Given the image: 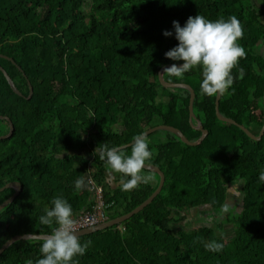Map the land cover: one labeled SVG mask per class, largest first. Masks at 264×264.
<instances>
[{
    "label": "trees",
    "instance_id": "1",
    "mask_svg": "<svg viewBox=\"0 0 264 264\" xmlns=\"http://www.w3.org/2000/svg\"><path fill=\"white\" fill-rule=\"evenodd\" d=\"M264 4L256 0H0V116L14 131L0 140V188L18 182L22 191L0 212V248L19 235H49L56 225L40 216L62 195L74 216L90 211L101 188L106 221L123 216L157 188L159 175L132 190L122 188L97 146L120 147L148 129L168 125L194 142L201 132L188 123L189 92L165 88L159 69L174 61L164 53L178 42L162 32L189 16L209 19L235 15L244 28L239 43L247 55L232 71L236 77L220 96L219 113L258 136L264 123ZM243 76H239L240 69ZM163 79L184 83L195 92L193 112L208 134L197 146L170 132L147 136L153 150L148 165L164 174L160 193L142 211L105 230L80 236L91 240L77 264H264V133L259 140L220 121L215 96L200 90L201 71L183 77L167 70ZM30 83L33 93L30 99ZM5 125V128L4 126ZM9 124L0 120V136ZM131 147L121 149L131 153ZM111 173V180L108 175ZM84 178L78 190L74 181ZM231 184H239L241 209L224 213ZM15 190L0 192V204ZM208 209L216 223L174 231L191 210ZM225 223L236 231L217 234ZM223 243L219 252L206 249ZM43 240H19L0 255V264H27L41 255Z\"/></svg>",
    "mask_w": 264,
    "mask_h": 264
},
{
    "label": "clouds",
    "instance_id": "2",
    "mask_svg": "<svg viewBox=\"0 0 264 264\" xmlns=\"http://www.w3.org/2000/svg\"><path fill=\"white\" fill-rule=\"evenodd\" d=\"M264 0H256V4ZM165 37H173L178 42L164 53L165 57L174 63L165 66L176 77H183L193 69L201 71L200 90L203 95L215 96L225 94L233 85L235 76L233 69L239 60L247 55L245 48L239 43L244 35V28L235 16L220 17L216 20L197 14L189 16L183 26L177 20L172 21V29L163 30ZM241 68L239 76H243ZM99 154L114 173L121 174V184L124 190H132L152 179L145 175L143 169L151 162L153 150L150 141L144 133L133 138L131 153L126 154L119 148L107 144L97 146L94 150ZM259 179L264 181V172ZM76 189L85 187L84 178L74 181ZM227 211V207L224 209ZM44 225H56L51 233L40 244V257L27 264H77L76 257L83 255L92 241H81L76 234L74 211L71 203L62 195L53 197L51 206L44 209L40 216ZM223 243L210 241L206 249L219 252Z\"/></svg>",
    "mask_w": 264,
    "mask_h": 264
},
{
    "label": "water",
    "instance_id": "3",
    "mask_svg": "<svg viewBox=\"0 0 264 264\" xmlns=\"http://www.w3.org/2000/svg\"><path fill=\"white\" fill-rule=\"evenodd\" d=\"M0 57L5 58L7 60H10L8 57L2 56V55H0ZM11 62H13V61H11ZM168 65H170V64H166V65L162 66L159 69L158 74H157L158 75V81L165 88H182V89L188 90V92H189V102H188V107H187V109H188V123L194 130H197V131L201 132V135L198 137V139L196 141L191 142L184 136V134L179 129L171 127V126H168V125H159V126L152 127L150 129H148L147 131H145L144 134L146 136H148V135H150V134H152V133H154V132H156L158 130L167 131V132H170L173 135L177 136L184 144H186L188 146H197L204 140V138L207 136L208 132H207V130L203 129L201 122L198 120V118H196V116H195V114L193 112V103H194V100H195V92H194L193 88L191 86H189L188 84L166 82L163 79V73L166 70L163 72V69H164L165 66H168ZM0 71L3 73L6 81L8 82L10 88L12 89V91L15 94H17L18 96H22V94L15 87V85H14L13 81L11 80V78L8 76L6 71L1 66H0ZM27 83H28V86H29V95H28L27 99H30L31 96H32L33 90H32V87H31L30 83L28 81H27ZM220 96L221 95H216V98H215V114H216L217 118L220 121L227 122V123H230V124H233V125L239 127L251 139L259 140L261 138V136L263 135V133H264V123H263V126H262V128H261V130L259 132V135L255 136L248 129H246L244 126L237 124L235 121H233V120H231L229 118L223 117L219 113ZM263 102H264V90H263ZM0 120H4V121L8 122V124H9L8 133L6 135L0 136V140H3V139H6V138H9L13 134L14 127H13L11 121L9 120V118H7L5 116H0ZM132 143H133V141L130 142L129 144H126V145H123V146H120V147H117V148H119L120 150L121 149H125L127 147H131ZM144 169L158 174L159 175V183H158V186L155 189V191L143 203H141L139 206H137L131 212H129V213L123 215V216H120V217L115 218L113 220L106 221V222H104V223H102L100 225H97V226H94V227H91V228H87V229H83V230L77 231L76 234L80 237V236H83V235H86V234H90V233H93V232L105 230V229H107V228H109V227H111L113 225L120 224V223L126 221L127 219H129L133 215H135V214L139 213L140 211H142L147 205H149L153 201V199L160 193V191H161V189L163 187L165 179H164V174L156 166L147 165ZM8 188H13L15 190V192H14V194L11 197H9L2 204H0V212L7 205H9L19 195V193L22 191V187H21V185L18 182H10V183H7L6 185H4L3 187H1L0 188V192H2L5 189H8ZM47 236L48 235H22V236L16 235V236L12 237L11 239L7 240L1 246L0 255L3 253L4 250H6L10 245H12L16 241H19V240H24V241H27V240H44V239L47 238Z\"/></svg>",
    "mask_w": 264,
    "mask_h": 264
},
{
    "label": "rangeland",
    "instance_id": "4",
    "mask_svg": "<svg viewBox=\"0 0 264 264\" xmlns=\"http://www.w3.org/2000/svg\"><path fill=\"white\" fill-rule=\"evenodd\" d=\"M261 53V51H260ZM5 128V125H3ZM146 174V173H145ZM149 175V174H147ZM228 199L224 205L223 211L224 213L221 215H218L217 218L225 219L226 215L228 214V210L225 211V207L227 209H231L232 215H237V212L241 209V191H240V185L239 184H231L228 189ZM188 215L181 220L179 223H173L172 227L174 231L177 230H188L191 227H199L204 225H213L216 223V214L214 215L212 212H210L208 209H195L189 211L187 213ZM215 222V223H214ZM236 231V225L235 223H225L218 229L217 234L219 236H222L223 238L230 239L234 236Z\"/></svg>",
    "mask_w": 264,
    "mask_h": 264
},
{
    "label": "built area",
    "instance_id": "5",
    "mask_svg": "<svg viewBox=\"0 0 264 264\" xmlns=\"http://www.w3.org/2000/svg\"><path fill=\"white\" fill-rule=\"evenodd\" d=\"M87 184L89 186L88 188H90L94 193L95 204L92 206L90 211L74 217L77 221L74 225L77 231L91 228L106 222L105 211L108 206L102 201L101 188L96 187L90 178L87 179Z\"/></svg>",
    "mask_w": 264,
    "mask_h": 264
},
{
    "label": "crops",
    "instance_id": "6",
    "mask_svg": "<svg viewBox=\"0 0 264 264\" xmlns=\"http://www.w3.org/2000/svg\"><path fill=\"white\" fill-rule=\"evenodd\" d=\"M263 4H264V3H263ZM263 6H264V5H263ZM260 51L263 52V51H264V47H261V48H260ZM111 177H112V176H111V173H109V175H108V179H110ZM110 180H111V179H110ZM74 217H75V216H74Z\"/></svg>",
    "mask_w": 264,
    "mask_h": 264
}]
</instances>
